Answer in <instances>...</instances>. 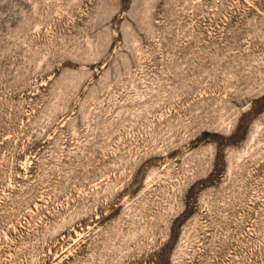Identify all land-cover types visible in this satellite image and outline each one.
Returning <instances> with one entry per match:
<instances>
[{"label":"rangeland","instance_id":"obj_1","mask_svg":"<svg viewBox=\"0 0 264 264\" xmlns=\"http://www.w3.org/2000/svg\"><path fill=\"white\" fill-rule=\"evenodd\" d=\"M0 264H264V0H0Z\"/></svg>","mask_w":264,"mask_h":264}]
</instances>
